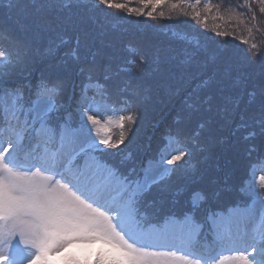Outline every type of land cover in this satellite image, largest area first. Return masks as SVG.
<instances>
[{
  "label": "trees",
  "instance_id": "trees-1",
  "mask_svg": "<svg viewBox=\"0 0 264 264\" xmlns=\"http://www.w3.org/2000/svg\"><path fill=\"white\" fill-rule=\"evenodd\" d=\"M233 1L200 0L198 23L191 18L190 5L196 0H185L180 7L188 14H180L169 0L155 11L137 7L140 0H119L143 8L142 15L109 9L97 0H0V49L16 61L0 80L5 87H21L26 95L41 81L62 82V116L73 120L78 118L74 106L81 85L89 77L101 82L109 77L107 83L116 89L126 87L119 96L132 102L139 118L125 125L124 144L134 145L106 148L104 155L83 153L77 159L83 170L103 168L107 161L125 165L135 158L139 174L134 181L152 184L138 211L146 229L163 227L168 217L183 221L190 216L186 227L198 233L207 226L211 231L206 234L213 236V220L232 210L228 224L254 219L258 238L256 220L264 211V12L256 0H240L236 7ZM232 16L246 18L250 30L233 24ZM130 58L137 63L143 58V72L121 71ZM145 114L144 125L151 121L153 126L138 140ZM111 130L118 140L119 127ZM170 134L180 136L190 155L176 162L183 171L176 172L165 160L172 171L161 176L156 165L162 155L171 158L162 151ZM198 173L212 177L207 182L217 190L211 198L202 187L192 188ZM153 196L167 202L160 199L151 207L146 200Z\"/></svg>",
  "mask_w": 264,
  "mask_h": 264
},
{
  "label": "snow or ice",
  "instance_id": "snow-or-ice-1",
  "mask_svg": "<svg viewBox=\"0 0 264 264\" xmlns=\"http://www.w3.org/2000/svg\"><path fill=\"white\" fill-rule=\"evenodd\" d=\"M97 3L144 14L143 8H131L119 0ZM141 3L155 11L163 0ZM199 3L196 0L190 5L196 18L201 16L195 11ZM261 5L264 12V0ZM210 10L211 5L205 8ZM152 11L147 15L151 17ZM134 54L140 55L139 50ZM15 62L11 53L0 49V77ZM126 63L128 66L121 68L123 72L144 70L143 58L139 63L131 58ZM108 80L109 77L104 82L89 77L82 83L74 106L78 117L75 120L62 116L66 111L61 100L62 82L41 81L26 95L21 87H5L0 80V264H52L51 257L60 253L66 254L68 264H82L67 251L69 246L97 241L108 245L109 251L97 253L95 264H201L194 250L196 231L186 227L190 216L183 221L168 217L158 229H146L138 219L139 198L149 184L116 177L110 171L104 174L74 167L81 152L99 150L100 145L112 149L123 145L125 125L135 124L139 118L132 102L119 96L126 87L116 89ZM113 125L121 130L116 141L111 136ZM165 139L162 151L171 158L162 155L157 162L161 176L172 171L165 160L167 165H173L190 155L178 134ZM22 153L30 157V163L21 162ZM231 216L229 210L213 220L220 243L230 239ZM257 243L259 250L253 246L248 252L222 256L217 264H264V215L260 217ZM178 245L183 251L159 250Z\"/></svg>",
  "mask_w": 264,
  "mask_h": 264
},
{
  "label": "rangeland",
  "instance_id": "rangeland-1",
  "mask_svg": "<svg viewBox=\"0 0 264 264\" xmlns=\"http://www.w3.org/2000/svg\"><path fill=\"white\" fill-rule=\"evenodd\" d=\"M137 2H139V0H136ZM238 1H240V0H234L232 3H233V5L235 6V4H238ZM257 1V3H258V6L261 8L262 7V5H261V0H256ZM140 2H141V0H140ZM169 2H171V3H175V4H179L180 6L178 7V8H176L177 9V11L181 14L182 12H184L183 11V9H181L180 7L183 5V4H181L180 3V0H179V2H174V1H171V0H169ZM241 3H243L242 1H241ZM240 3V4H241ZM143 5L142 4H140V3H137V7H142ZM236 7V6H235ZM241 5H239V10L241 11ZM173 8V7H172ZM175 10V9H174ZM182 11V12H181ZM186 11H187V9H186ZM204 13L205 14H208V13H206V11H204ZM182 14H188V11H187V13H182ZM193 14H194V16H193ZM193 14H191L192 16H191V18L192 17H195V12L193 13ZM240 14V13H239ZM230 18V20L231 21H233L232 23L233 24H239L240 25V28L241 29H248V31L250 30L249 29V27L246 25V23H248L247 22V19L246 18H244V19H242V18H240V17H237V16H232V17H229ZM201 19H202V14H201V16L199 17V18H197V22L199 23L200 21H201ZM249 25H250V23H248ZM254 37V33H252V35H251V38H253ZM181 73L182 72H179V73H176L177 74V76H181ZM150 117H151V114H150ZM149 118V116L147 115V114H145V116H144V120L142 121V126L143 127H137L138 128V130H139V133L137 134V138L136 139H138V140H141V139H143V138H140V134L143 132L145 135H147L148 134V132H149V130H150V128L153 126L152 125V122L151 121H148L145 125H144V123H145V121H146V119H148ZM159 144H160V142H158ZM134 144H123V145H120L118 148H117V150H120V149H123V148H125V147H132ZM157 152V150L154 152L153 151V153H152V156L153 155H155V153ZM116 153L118 154V152L116 151ZM195 153V152H194ZM199 156V155H198ZM197 156V157H198ZM140 158H141V156H140ZM139 158V159H140ZM138 159V160H139ZM135 160V158L133 159V157L128 161V162H126V164H125V166H127L128 168H129V170L130 171H128V172H130L131 174H133V172H134V169L136 168L135 167V164H134V161ZM31 161H30V157H28L26 154H24V157H23V160H22V163H30ZM196 163H197V160H196ZM196 163H195V165H196ZM138 165H139V163H138ZM195 165H194V169H195ZM190 166H192V164H190ZM173 167H174V169H175V171L176 172H178V170L180 169V170H182L183 171V169H184V166H183V164L182 163H176V164H173ZM201 169H202V167H201ZM196 170V169H195ZM197 175H200L199 173L197 174ZM201 177L198 179V180H196L198 183H195L193 186H192V188L193 187H202L203 189H202V191H204L205 193H207V195H208V198H211L212 197V195L213 194H215V191L217 190V188H216V185H213V184H210L209 182H207V180H210V178H212L211 176H209V173L206 175V173L204 174V175H200ZM213 176H214V174H213ZM196 177V176H195ZM194 177V178H195ZM229 189L228 190H232V186L231 187H228ZM234 190H237V189H234ZM191 193H192V191L191 192H189L188 194H190L191 195ZM181 194H184V193H181ZM228 194H232V191L230 192H228ZM175 196H177V193H175L174 194ZM160 199H161V197H158V198H156L155 196H153V198H151V199H149V200H146V204H149L151 207H154L159 201H160ZM161 200H163V202H167L165 199H161ZM169 203L170 204H173V206L174 207H176L177 205V201H169ZM181 204H182V201L180 200V201H178V205L179 206H181ZM230 227H232L231 229H230V231H229V233H230V239L227 241V242H225V243H234L235 245H237L238 246V241H240V240H245V241H249L250 240V238H249V236H248V233H245V234H243V235H241V236H235V230H234V228H233V225L232 226H230ZM245 227L246 228H250V221H247L246 222V224H245ZM92 245V247H97V246H94L95 244H91ZM100 246V245H99ZM236 246V247H237ZM102 248H106V247H102ZM177 249H180V247H179V245L177 246V247H174V248H172V249H168V248H161V249H159V250H161V251H168V250H172V251H176ZM258 250H259V248H258ZM71 251H74V250H71ZM78 251V248H76L75 249V252H77ZM84 251V249L82 250V252ZM247 251V249L245 250V251H242V252H246ZM238 252H236V251H234V248H233V250H231V252H224V253H222L221 255H219V256H217V257H214V258H212L211 260H207V259H201V264H205V262H207V264H217V262H218V260H219V258L220 257H222V256H233V255H235V254H237ZM84 254V253H83ZM55 259V257L53 256V257H51V260H54Z\"/></svg>",
  "mask_w": 264,
  "mask_h": 264
}]
</instances>
